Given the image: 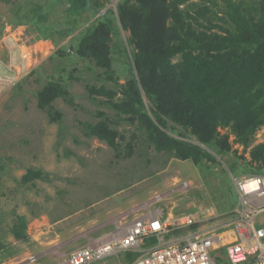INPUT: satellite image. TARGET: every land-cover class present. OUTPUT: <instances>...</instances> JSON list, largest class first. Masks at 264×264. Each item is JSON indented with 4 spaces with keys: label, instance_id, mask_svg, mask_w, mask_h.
Listing matches in <instances>:
<instances>
[{
    "label": "trees",
    "instance_id": "trees-1",
    "mask_svg": "<svg viewBox=\"0 0 264 264\" xmlns=\"http://www.w3.org/2000/svg\"><path fill=\"white\" fill-rule=\"evenodd\" d=\"M38 1L19 5L13 22L31 25L34 40L52 41L57 47L53 58L73 55L93 63L115 85L126 77L117 89L90 85L88 96L103 97L102 103L134 125L156 151L209 172L208 163L216 162L211 152L232 151L230 135L246 151L264 125V0H118L115 10L99 16L109 0H45L42 5ZM62 2H66L65 19L51 21L52 7ZM85 13L83 26L87 25L67 47L59 46L78 29ZM117 25L129 34L125 43L118 37ZM118 93L122 97L114 101ZM35 97L52 123L62 119L53 107L55 100L73 104L62 75L47 79ZM97 115L99 121L79 123L81 133L105 142L119 156L118 140L124 137L116 121L102 111ZM221 129L227 132L220 133ZM132 146L131 141L125 144L126 157ZM249 156V164L239 173L264 176V143L252 147ZM220 178L221 196L211 200L218 203L217 211L228 212L237 200L228 208L232 188L227 177ZM40 179H44L41 171L27 169L21 182ZM15 218L11 234L26 242L24 218Z\"/></svg>",
    "mask_w": 264,
    "mask_h": 264
},
{
    "label": "rangeland",
    "instance_id": "rangeland-1",
    "mask_svg": "<svg viewBox=\"0 0 264 264\" xmlns=\"http://www.w3.org/2000/svg\"><path fill=\"white\" fill-rule=\"evenodd\" d=\"M30 1L37 2L0 0V246L4 247L0 250V264H9L12 258L21 259L29 252L46 251L56 244L66 243L58 251L67 254L87 244L89 239L112 231L110 225L100 228L108 209L128 211L134 205L148 202L155 193L167 197L151 209L161 207L166 215L177 216L198 207L215 208L218 203L211 199L221 196V176L228 178L232 188L227 198L228 208L234 206L237 194L231 176L243 175L239 170L249 164L250 150L264 143V125L255 132L246 151L230 135L232 151L226 155L211 152L216 162L208 163L209 172L189 160L181 161L156 151L134 125L117 117L102 103L103 97L88 96L90 85L117 89L125 83L126 77L121 76L119 85H115L93 63L73 55L53 58L57 47L52 41L34 40L36 33L31 25L13 22L18 6L28 5ZM38 2L42 5L45 0ZM117 2L106 1L97 16L107 9L115 10ZM65 3L52 7L51 21L65 19ZM87 18L85 13L79 19L78 29L60 41L59 46L67 47ZM117 26L118 37L125 43L129 34ZM32 71L34 74L29 75ZM59 75L66 79L73 104L55 100L53 107L61 112L62 119L52 123L46 111L37 107L35 93L47 79L56 80ZM71 75L74 78L68 80ZM121 97L118 93L114 101ZM100 111L116 121V129L124 137L118 140L119 156L105 142L81 133L79 123L99 121L97 113ZM225 132L227 130H220V133ZM134 133L137 136L133 139ZM129 141L133 145L132 152L126 157L125 144ZM27 169L41 171L44 179L23 184L21 177ZM182 181L190 183L189 190L175 191V185ZM16 215L23 217L26 223V242L17 241L11 234ZM132 259L121 253L91 264H128ZM43 260L53 262L48 255Z\"/></svg>",
    "mask_w": 264,
    "mask_h": 264
},
{
    "label": "built area",
    "instance_id": "built-area-1",
    "mask_svg": "<svg viewBox=\"0 0 264 264\" xmlns=\"http://www.w3.org/2000/svg\"><path fill=\"white\" fill-rule=\"evenodd\" d=\"M231 177L237 203L228 212L208 206L166 215L161 207L151 209L167 197L155 193L112 217V231L67 254L58 251L66 243L56 244L9 264H91L121 253L133 257L128 264H264V176ZM189 188L187 181L175 185V191ZM47 255L53 262L43 260Z\"/></svg>",
    "mask_w": 264,
    "mask_h": 264
},
{
    "label": "crops",
    "instance_id": "crops-1",
    "mask_svg": "<svg viewBox=\"0 0 264 264\" xmlns=\"http://www.w3.org/2000/svg\"><path fill=\"white\" fill-rule=\"evenodd\" d=\"M135 206V205H134ZM134 206H132V207H130L129 209L131 210ZM129 209H128V211H129ZM116 211H118V212H116ZM127 211V210H126ZM125 211V212H126ZM123 211H121V209H113V210H110V209H108L107 210V212L105 213V223L103 224L104 226H107V225H110L111 227H109V228H112V225H111V223L109 222L110 221V219L112 218V217H114V216H116V215H118L119 213H122ZM102 218H104V216H102Z\"/></svg>",
    "mask_w": 264,
    "mask_h": 264
},
{
    "label": "clouds",
    "instance_id": "clouds-1",
    "mask_svg": "<svg viewBox=\"0 0 264 264\" xmlns=\"http://www.w3.org/2000/svg\"><path fill=\"white\" fill-rule=\"evenodd\" d=\"M5 73L7 74V72L5 71Z\"/></svg>",
    "mask_w": 264,
    "mask_h": 264
}]
</instances>
